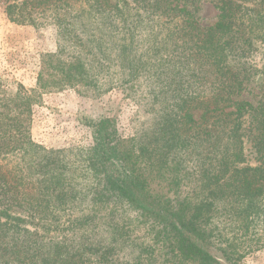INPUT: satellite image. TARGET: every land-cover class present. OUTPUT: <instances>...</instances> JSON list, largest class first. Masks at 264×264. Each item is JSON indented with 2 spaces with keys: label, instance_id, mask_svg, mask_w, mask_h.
<instances>
[{
  "label": "trees",
  "instance_id": "obj_1",
  "mask_svg": "<svg viewBox=\"0 0 264 264\" xmlns=\"http://www.w3.org/2000/svg\"><path fill=\"white\" fill-rule=\"evenodd\" d=\"M200 1L215 24H199ZM0 3L19 25L52 22L61 40L43 60L51 81L0 83V264H242L257 250L264 0ZM78 87L121 90L139 129L126 138L116 117L86 118L91 147L35 143L41 91Z\"/></svg>",
  "mask_w": 264,
  "mask_h": 264
},
{
  "label": "rangeland",
  "instance_id": "obj_2",
  "mask_svg": "<svg viewBox=\"0 0 264 264\" xmlns=\"http://www.w3.org/2000/svg\"><path fill=\"white\" fill-rule=\"evenodd\" d=\"M195 6L201 26L216 23L218 10L214 5L200 1ZM60 42L58 28L52 22L42 26L19 25L9 20L5 6L0 3V83L12 93L18 84L29 91L37 89L41 72L46 81H51L57 72L53 68L43 71V60L45 63L47 56L58 53ZM72 55V49L68 48L60 59L70 62ZM41 93L32 110L31 136L35 143L47 150L91 147L93 134L84 124L86 118L97 120L114 116L119 132L126 138L134 133V128L139 129V121L143 120L141 117L138 122L134 121L138 107L125 99L121 90H111L101 97H93L86 91L82 93L79 87L63 91L48 88ZM256 237L253 240L260 245L242 264H264V246L257 248L264 245V232L260 231Z\"/></svg>",
  "mask_w": 264,
  "mask_h": 264
}]
</instances>
